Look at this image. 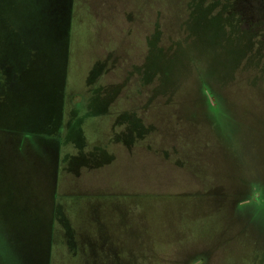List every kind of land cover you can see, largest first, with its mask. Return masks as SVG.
Here are the masks:
<instances>
[{
	"label": "rangeland",
	"instance_id": "374dc122",
	"mask_svg": "<svg viewBox=\"0 0 264 264\" xmlns=\"http://www.w3.org/2000/svg\"><path fill=\"white\" fill-rule=\"evenodd\" d=\"M46 50L61 123L0 128V264H264V0H0V122L51 116L6 79Z\"/></svg>",
	"mask_w": 264,
	"mask_h": 264
},
{
	"label": "crops",
	"instance_id": "0c3cea01",
	"mask_svg": "<svg viewBox=\"0 0 264 264\" xmlns=\"http://www.w3.org/2000/svg\"><path fill=\"white\" fill-rule=\"evenodd\" d=\"M46 51H47L46 54L44 53V51H41V52H43L42 54H39V52H37V53L34 52L31 56V58H29L28 61H26L23 64V67H21V69H19L17 73L14 70H12L13 63L10 62V67H9V65H6L9 68H11L7 73L9 76L6 79L16 78L18 81L17 84L19 85V87L17 88L16 91L20 92L23 89V87L28 88L27 85L29 84L30 81H32V79H34V77H33L34 73H37L38 78L43 80V81L39 82V85H46L45 90H47V91L49 90V94L50 95L52 94V96L55 97V101L53 102V106H52V108H53L52 110L55 113L52 112L51 116L46 118L45 122H39V124L37 122H0V128L6 129V130H9L12 128L11 129L12 132L14 130L22 129L21 130L22 133L27 134L29 132V133L35 134V136L37 133H40L39 135L43 134L44 136H46L47 134L51 133L52 130L59 128L61 122H54V121L58 117V116H56L57 115L56 112H59V115H60L61 111H63V106H61V104H63V103H61L62 102L61 91H63V89L61 88L60 85H55V83H53L51 77H48V76L46 77L45 74L40 69L39 64L42 61L43 62L46 61L48 50H46ZM39 55L42 57V59H40L39 62H36V60L39 59L38 58ZM12 73H14V74H12ZM44 79L48 80V82L45 83ZM4 83L7 84V86H8L10 84V81L8 82V80H5ZM30 84L32 85L33 83L31 82ZM40 87H42V86H40ZM27 91L25 94V95H27V98L31 96V98H33V100H34L35 94L33 92H30V95H29V92L27 93ZM10 92H12V90H8L6 93H4V95L5 94L8 95ZM4 95L2 97H0V99H3ZM48 101H49V97H48V95H46L45 96V105H47ZM9 124H11L12 126ZM20 126H25V128L24 129L20 128ZM35 130H38L39 132L35 131Z\"/></svg>",
	"mask_w": 264,
	"mask_h": 264
}]
</instances>
